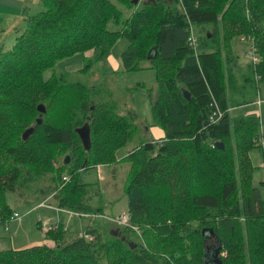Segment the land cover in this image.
<instances>
[{
    "label": "trees",
    "instance_id": "obj_1",
    "mask_svg": "<svg viewBox=\"0 0 264 264\" xmlns=\"http://www.w3.org/2000/svg\"><path fill=\"white\" fill-rule=\"evenodd\" d=\"M40 4V11L24 16L13 45L0 48V223L6 228L15 212L6 193L27 202L32 191L42 197L37 205L54 199L55 208L93 220L103 208L84 201H90L89 187L96 193L99 184L84 181L83 174L121 161L129 163L127 222L114 226L117 234L90 222L70 237L58 222L42 242L1 249L0 264H264V180L254 185L249 155L258 148L264 167L261 123L256 114L229 112L261 97L264 0ZM242 36L252 42L256 61L249 56L241 63L233 53L232 39ZM118 37L128 41L123 71L156 72L153 86L139 87L150 100L152 125L161 130L122 156L118 150L145 124L128 100L118 111L107 83ZM78 53L86 82L56 69ZM49 68L52 74L44 78ZM85 122L87 151L75 131ZM46 171L53 173L51 182L34 188Z\"/></svg>",
    "mask_w": 264,
    "mask_h": 264
},
{
    "label": "rangeland",
    "instance_id": "obj_2",
    "mask_svg": "<svg viewBox=\"0 0 264 264\" xmlns=\"http://www.w3.org/2000/svg\"><path fill=\"white\" fill-rule=\"evenodd\" d=\"M40 10V0H0V48L4 50L9 49L14 43L16 30L18 29L20 32L25 26L24 16L27 14H35ZM112 28L118 29L119 25H113ZM127 43L128 41L124 37H118L115 40L111 48L109 58L110 66L108 67V70L113 74L107 78V83L113 89L111 90L113 94L112 98L118 103V111L121 110L122 103H126L128 100L127 103L138 113L145 127L143 133L138 132L133 135L128 144L118 150L119 156H122L128 149L145 140L146 137L157 138L161 134V130L157 126L152 125L153 113L147 92L143 87H139L140 84L153 86L156 81V72L151 68L123 71L121 54L127 47ZM231 44L233 53L238 57L239 62L246 63L251 60L249 56H245V52H249L252 48V42L246 36L245 38L244 36L234 37ZM82 66L83 57L82 54L78 53L61 60L56 66V69L68 72L69 80L71 81L86 82L89 74H81L79 72ZM95 68L97 71L99 70L97 67ZM51 74L52 69L49 68L44 72L43 76L44 78H48ZM94 75L95 77L100 76L102 79L99 71L97 75ZM104 87L107 88L106 83ZM259 94L261 97L257 101L232 107L229 112L230 115L242 113L256 114L261 123L260 139L264 142V84H260ZM125 111V108H123V113ZM36 117H38V112L36 113ZM249 155L255 166L253 183L258 186L264 180L263 158L258 148H252L249 151ZM55 163L57 165L59 164L58 162ZM112 166L115 167L112 168ZM112 166L90 168L83 174L84 181L89 183L98 182L99 184L96 193L94 190L95 187H89V189L91 188V193L88 192L90 201L86 200L84 202H89L92 206H102L103 209L101 214L98 213L92 217L93 220L82 217V227L91 222L94 226L107 229L115 228V225H124L127 222L118 224L114 221L119 214L128 208L129 201L123 191V186L126 184L129 163L127 161H121L117 165ZM52 176L53 173L46 171V174L41 176V180L34 185V188L39 187V184L42 183H50ZM40 200H42V197L33 191L30 192L27 200L28 203L15 192L6 193V204L8 208L10 211H17L19 215L15 218H10L7 222L8 228H5L0 223V250L25 247L42 242L44 240L45 230L57 225L58 222H62L68 226L65 233L69 237L77 234L78 229L76 228L78 227L75 226V217L73 215L65 209L55 208L53 204L55 203L54 199H50V205H37Z\"/></svg>",
    "mask_w": 264,
    "mask_h": 264
},
{
    "label": "water",
    "instance_id": "obj_3",
    "mask_svg": "<svg viewBox=\"0 0 264 264\" xmlns=\"http://www.w3.org/2000/svg\"><path fill=\"white\" fill-rule=\"evenodd\" d=\"M133 3H137L138 0H132ZM185 95L186 97H189V93H186L185 92ZM38 110L40 112H44L45 111V108L43 107L42 104H39L38 105ZM38 123L40 122V119L38 118ZM34 128L33 126L32 127H29L27 128L22 136L24 139H26L32 132H33ZM76 133L78 134L80 140H81V143L83 145V148L87 151L90 149L91 147V139H90V126L88 124V122H85L82 126L78 127L75 129ZM216 146L218 147H221L223 148V145L221 142H216L215 143ZM69 162V156L66 155L64 160H63V163L67 164ZM118 233V228H114V234H117Z\"/></svg>",
    "mask_w": 264,
    "mask_h": 264
},
{
    "label": "built area",
    "instance_id": "obj_4",
    "mask_svg": "<svg viewBox=\"0 0 264 264\" xmlns=\"http://www.w3.org/2000/svg\"><path fill=\"white\" fill-rule=\"evenodd\" d=\"M189 42L193 43L194 42V38L190 37L189 38ZM246 55L250 56L252 58V61H256V59H257L256 56L254 55V49L253 48L249 52H247ZM63 179L66 180V177L64 176ZM18 215H19V213L15 211L13 213V218H15ZM126 220H127V214H126V212H122L121 214H119V216L116 217L115 222H117V223H125Z\"/></svg>",
    "mask_w": 264,
    "mask_h": 264
},
{
    "label": "crops",
    "instance_id": "obj_5",
    "mask_svg": "<svg viewBox=\"0 0 264 264\" xmlns=\"http://www.w3.org/2000/svg\"><path fill=\"white\" fill-rule=\"evenodd\" d=\"M75 217V216H74ZM74 223H75V226H77L78 228H76V229H78L79 230V227L81 228V223H82V221H81V219L80 218H77V217H75V219H74Z\"/></svg>",
    "mask_w": 264,
    "mask_h": 264
}]
</instances>
